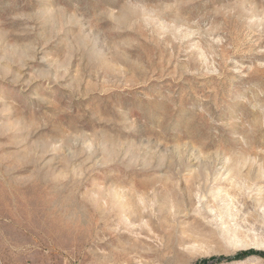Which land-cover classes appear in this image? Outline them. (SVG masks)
Wrapping results in <instances>:
<instances>
[{"label":"rangeland","instance_id":"obj_1","mask_svg":"<svg viewBox=\"0 0 264 264\" xmlns=\"http://www.w3.org/2000/svg\"><path fill=\"white\" fill-rule=\"evenodd\" d=\"M250 249L264 254V0H0V264Z\"/></svg>","mask_w":264,"mask_h":264},{"label":"trees","instance_id":"obj_2","mask_svg":"<svg viewBox=\"0 0 264 264\" xmlns=\"http://www.w3.org/2000/svg\"><path fill=\"white\" fill-rule=\"evenodd\" d=\"M251 254H259V255L264 256V254L261 251H256V250L250 249V250L239 251L236 253V255L231 256V257H223V256L204 257V258L198 260L194 264H217V263H220L222 261L239 259V258L245 257L246 255H251Z\"/></svg>","mask_w":264,"mask_h":264}]
</instances>
